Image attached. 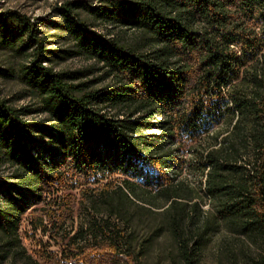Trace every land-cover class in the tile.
<instances>
[{
    "label": "trees",
    "instance_id": "obj_1",
    "mask_svg": "<svg viewBox=\"0 0 264 264\" xmlns=\"http://www.w3.org/2000/svg\"><path fill=\"white\" fill-rule=\"evenodd\" d=\"M51 16L47 35L0 10V48L25 56L40 97L0 99V264L31 261L26 222L61 247L48 264H139L136 200L166 206L180 264H201L221 227L256 245L243 264H264V0H64ZM72 57L91 64L56 68Z\"/></svg>",
    "mask_w": 264,
    "mask_h": 264
},
{
    "label": "rangeland",
    "instance_id": "obj_2",
    "mask_svg": "<svg viewBox=\"0 0 264 264\" xmlns=\"http://www.w3.org/2000/svg\"><path fill=\"white\" fill-rule=\"evenodd\" d=\"M64 0H0V10L14 9L21 13L30 16L33 19H39L43 22V30L48 31V19H56L53 17L54 5H60ZM96 1L97 0H92ZM48 38V36H47ZM63 42L53 43V48H60ZM26 63L25 56L18 54L10 48H0V67L7 68L12 75L10 77L0 76V99H8L11 104L16 107L31 106L38 108L40 105L39 95L30 89L20 79V68ZM91 62L81 58L72 57L56 66L57 69H82L90 65ZM44 114L38 113L28 117V119H41ZM1 172L7 173L8 168L1 169ZM129 176L135 179L140 184H144L149 178V173L146 168L139 163L136 169H132ZM124 174L106 175L109 180L117 179L122 182ZM183 180L189 189H197L200 178L194 171L186 166L178 176ZM206 196L202 194L200 199L201 209L209 211L210 206L206 201ZM198 200V199H196ZM158 199V203H161ZM166 207V206H164ZM162 208H155L154 205L136 200L135 207L131 208L134 216L133 224L131 225L133 238L136 245V257L139 264H180L177 255V247L173 233L166 226L162 215ZM192 211V210H191ZM24 244L27 252L32 256L31 261L26 262L17 257L10 255L2 264H36L35 261L41 264H48L50 259H62L61 247L48 237L39 233H33L29 222L25 223L23 228ZM2 240L0 239V246ZM256 251V245L248 237L237 235L230 231L227 227H221L215 233L207 246L204 248L201 256V264H243L248 255ZM49 258V259H48Z\"/></svg>",
    "mask_w": 264,
    "mask_h": 264
}]
</instances>
